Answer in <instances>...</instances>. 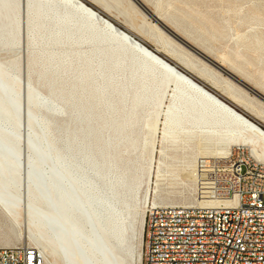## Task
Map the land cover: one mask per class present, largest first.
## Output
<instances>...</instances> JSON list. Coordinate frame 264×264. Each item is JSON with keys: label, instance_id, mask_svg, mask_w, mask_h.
<instances>
[{"label": "bare ground", "instance_id": "bare-ground-1", "mask_svg": "<svg viewBox=\"0 0 264 264\" xmlns=\"http://www.w3.org/2000/svg\"><path fill=\"white\" fill-rule=\"evenodd\" d=\"M90 1L111 10L110 1L124 0ZM22 10L31 63L48 92L23 81L18 64L0 60V206L14 225L26 215L28 237L46 264L143 263L146 213L139 204L138 171L146 166L120 165L111 146L149 148V173L157 155L160 169L172 150L191 174L201 176L207 205L226 203L213 195L210 176L235 147H247L264 162L262 126L83 0H0V48L20 43ZM166 25L264 98L255 84ZM136 27L264 118V106L207 63L199 66L159 24ZM256 41L264 51V34ZM59 109L67 120L57 119Z\"/></svg>", "mask_w": 264, "mask_h": 264}, {"label": "rangeland", "instance_id": "rangeland-1", "mask_svg": "<svg viewBox=\"0 0 264 264\" xmlns=\"http://www.w3.org/2000/svg\"><path fill=\"white\" fill-rule=\"evenodd\" d=\"M83 1L102 12L105 16H108V18L121 28L131 32L148 47L158 51L161 56L191 75L195 80L217 94L221 99L237 107L240 112L244 113L264 128V118L256 111L252 110L249 106L236 104L223 86L216 85L210 79L202 75L197 69L183 66L178 62V59L168 54L151 36L140 32L136 27L138 23L145 22L147 27H151L153 23H157V21L144 11L134 0H131L132 2L130 0H124L121 5H116V3L114 4L113 1H110L112 6L111 10L104 9L103 5L100 3L94 4L90 0ZM139 1L151 11L156 19L157 16L161 17V20L159 19L161 23L165 25L168 24L176 29L192 43L214 58L223 61L226 66L233 68L241 77L249 81L252 85L255 84L258 89L264 92V51L260 49L256 41L258 35L264 34V0ZM22 21L20 43L13 49L0 48V60L7 64H18L22 80H31L43 94H47V85L44 83L43 79H39V67L33 66L31 63V49L26 26V13L23 10ZM165 32L172 36L167 30H165ZM177 41L182 44L184 50L191 57L198 61L199 66L207 63L208 67L220 72L222 77L227 79L231 78L227 73L213 66V64L191 48L179 40ZM230 80H233L245 95L248 97L250 96L249 98L253 100L257 107L264 106V100L262 98L236 82L233 78ZM170 92L171 90L169 93ZM164 102V105L168 104V98H166ZM58 111V120L65 121L68 119L66 112L60 109ZM146 130V126L142 128L141 137L145 135ZM157 144L160 147L158 142ZM248 151L250 152L249 149ZM109 152L111 155L117 154L118 161L122 166L126 164L129 166L133 165V168L134 166H146L144 170L138 171L140 176L138 197L140 199L139 204H141V213H146V210L155 202L156 204L180 206L207 205L205 203V194H203L201 189V176L191 174V170L185 167L182 162L181 156H179V158L173 157L172 150H170V157L166 158V163L161 165L160 169L157 168L160 163L159 156L157 155L150 173L148 171L149 148H128L123 142L111 146ZM167 165H169V167ZM146 194L147 200L145 201ZM202 201L205 204H203ZM18 220L19 224L14 225L0 206V247H13L18 245L37 247L28 237L26 215L23 213L20 214ZM7 241L10 243L6 244L5 242Z\"/></svg>", "mask_w": 264, "mask_h": 264}, {"label": "built area", "instance_id": "built-area-1", "mask_svg": "<svg viewBox=\"0 0 264 264\" xmlns=\"http://www.w3.org/2000/svg\"><path fill=\"white\" fill-rule=\"evenodd\" d=\"M221 205L151 206L142 264H264V162L235 147L211 172ZM0 264H46L30 245L0 247Z\"/></svg>", "mask_w": 264, "mask_h": 264}, {"label": "water", "instance_id": "water-1", "mask_svg": "<svg viewBox=\"0 0 264 264\" xmlns=\"http://www.w3.org/2000/svg\"><path fill=\"white\" fill-rule=\"evenodd\" d=\"M144 11H146L149 15H151L156 21H157V23L161 26V27H163L165 30H167L168 31V29H166V27L164 26V24H162L160 21H158L157 19H156V17H154V15L151 13V11H148V10H146L145 8H144V6L142 5V3H140L138 0H134ZM174 38H176L177 40H179L177 37H176V35H174L173 33H171L170 31H168ZM180 41V40H179ZM180 42H182V41H180ZM183 43V42H182ZM183 44H185V43H183ZM186 45V44H185ZM186 46H188V45H186ZM189 47V46H188ZM189 48H191V47H189ZM193 51H194V49H192ZM196 52V51H195ZM197 53V52H196ZM197 54H199V53H197ZM200 55V54H199ZM200 56H202V55H200ZM203 57V56H202ZM204 58V57H203ZM207 61H208V59H206ZM210 62V61H209ZM211 63V62H210ZM211 64H213L214 65V63H211ZM215 67H217V68H219L217 65H214ZM219 70H221V71H223L222 69H220L219 68ZM223 72H225L226 73V71H223ZM228 74V73H227ZM229 76H231V75H229ZM231 78H233L236 82H238L239 84H241L242 86H244L245 88H247V89H249L250 91H252V89H250L249 87H247L246 85H244L241 81H238L236 78H234V77H232L231 76ZM252 92H254V91H252ZM257 96H259L260 98H262L263 100H264V98L262 97V96H260V95H258L257 93H255ZM260 125V124H259Z\"/></svg>", "mask_w": 264, "mask_h": 264}, {"label": "crops", "instance_id": "crops-1", "mask_svg": "<svg viewBox=\"0 0 264 264\" xmlns=\"http://www.w3.org/2000/svg\"><path fill=\"white\" fill-rule=\"evenodd\" d=\"M234 106V105H233ZM237 108V107H236Z\"/></svg>", "mask_w": 264, "mask_h": 264}]
</instances>
